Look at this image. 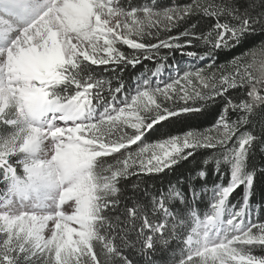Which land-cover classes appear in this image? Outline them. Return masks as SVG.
<instances>
[{
  "label": "snow or ice",
  "instance_id": "1",
  "mask_svg": "<svg viewBox=\"0 0 264 264\" xmlns=\"http://www.w3.org/2000/svg\"><path fill=\"white\" fill-rule=\"evenodd\" d=\"M194 15L215 22L207 32L196 31L197 21L160 37ZM258 35H264V0L165 7L157 0L140 6L130 0H0V264H133L126 254L132 250L156 264L152 257L174 242L182 247L173 264H264V221L253 219L252 203L258 185L264 192V163L256 162L257 146L264 153V40L220 66L231 71L189 70L163 87L144 77L119 104L123 82L113 87L94 71L166 60L161 48L196 41L206 50L184 54L210 59L211 68L218 50ZM162 67L147 71L156 77ZM230 89L243 95L233 100L225 95ZM217 97L225 103L215 136L162 130V138L143 144L156 125L196 118ZM137 142L142 146L132 151ZM199 148L216 152L202 160L197 178H207L209 165L221 181L229 177L213 186L203 215L197 208L203 193L192 184L155 192L141 191L139 182L130 192L123 186ZM241 187L233 203L230 196ZM176 202L183 207L174 209Z\"/></svg>",
  "mask_w": 264,
  "mask_h": 264
},
{
  "label": "trees",
  "instance_id": "2",
  "mask_svg": "<svg viewBox=\"0 0 264 264\" xmlns=\"http://www.w3.org/2000/svg\"><path fill=\"white\" fill-rule=\"evenodd\" d=\"M130 2L134 6H140L147 2V0H130ZM192 0H157V3L162 6H169L173 3H179L181 5L191 3ZM219 2V0H218ZM243 2V0H242ZM199 21L198 27L196 31L200 32H207L209 27L215 22L214 19H206L202 18L200 15H194L189 21L182 22L177 28H174L170 33H160L161 38H166L168 35L176 36L185 28L189 27L191 23H196ZM264 40V35H258L255 37L246 38L244 44L241 46H237L232 48L231 50H218L215 54V63L211 68H209V64L212 63L210 59H197L188 57L184 53L187 51H196V52H203L206 50V46L201 44L199 41L194 42L193 47H185L183 49H167L161 48L160 49V56H166V60H159L157 57L154 61L142 60L141 63L132 66H121L122 71L117 70L116 72L111 71L112 66H94V71L97 75L104 77L105 79H111L112 86L116 87L122 81L124 84V89L119 96V100H123L125 96H128L131 88L135 84L138 78L141 76L149 77L151 75L150 71L147 69H154L156 64L159 63L164 67H170L176 64H182L185 60H192L193 62H198L200 67L206 70L208 73L216 72L219 75L220 71H231V68H224L221 69V65H227L228 62L234 57L238 56L241 52L245 51L247 48H251L253 46L258 45V43ZM151 42H157L152 40ZM181 43H183V38L181 39ZM198 45V46H195ZM121 50L124 51L126 54H133L134 50L129 49L127 46L122 45L120 46ZM139 55V53H136ZM106 68L108 70H106ZM228 97H231L233 100H237L243 95V91L240 89H230L228 93L225 94ZM192 103V101H189ZM197 105H199L200 101H196ZM225 100L224 98L217 97L214 103L209 102L206 111L199 115L196 118L191 120L185 121L183 123H176V124H164L163 128L161 125H156L155 130L150 131L145 134L143 139L144 143H151L155 142L156 140L162 138L161 131H168L171 134H183L185 131L193 130L198 132H205L215 128L216 121L224 107ZM231 118L235 119V114L230 113ZM141 142H137V145L131 146V150H137L138 146ZM123 151V150H122ZM257 157L256 162L257 164L264 163V153H261L259 150V146H257ZM216 152V149L212 148H199L195 150L194 155L189 157L187 160H182L176 165H173L171 168H166L161 173H143L140 174L139 177L133 176L127 181L123 182V186L125 189L130 192L131 185L134 183L139 182L140 189L143 191L145 188H148L151 192H155L158 190H166L169 185H176L182 189H186L189 184L194 185L198 191L202 192V197L197 201V208L198 211L203 215L205 211H209V205L212 200V188L215 184L218 183H226L229 179L228 176L223 177V181L218 174H216L213 165H209L207 168V178L206 179H199L196 177V172L202 167V160L205 157L213 155ZM118 154H114L113 157L106 158L108 162H112L113 159ZM19 170V169H18ZM0 179H2V171H0ZM5 185L0 183V190H3ZM242 187L237 189L231 196L230 199L233 203H236L240 200L242 195ZM253 219L264 221V192L261 191V186H257L256 194L253 199ZM183 206L179 204V202L174 203L173 208L179 209ZM182 245L179 242H174L170 249L163 254L157 253L152 257L156 264H173L174 259H179L180 248ZM174 253V255H173ZM129 256V259L133 261V264H145V259L141 256L138 251L132 250L127 251L126 253ZM257 254H260L259 251Z\"/></svg>",
  "mask_w": 264,
  "mask_h": 264
},
{
  "label": "rangeland",
  "instance_id": "3",
  "mask_svg": "<svg viewBox=\"0 0 264 264\" xmlns=\"http://www.w3.org/2000/svg\"><path fill=\"white\" fill-rule=\"evenodd\" d=\"M160 6V5H159ZM162 7V6H161ZM122 46V45H121ZM197 69H202L200 67V65L198 64V62H193L192 60H185L182 62V64H176V65H172L170 67H162L160 73L158 74V76L156 77H152L151 75L149 76L151 78V82H152V86L156 87V86H160L163 87L166 83H170L172 80L177 79L179 76L183 75V72L185 71H189V70H197ZM205 74H209L206 70H205ZM144 77L147 76H141L140 78L137 79V81L135 82V84L133 85V87L131 88L128 96H131L132 94L135 93L138 83L142 82V79ZM181 84H184V81H181ZM179 87V86H178ZM189 90L191 91L193 89V85H188ZM196 90H201L200 86L198 84L195 85ZM207 91V90H205ZM121 100H118L117 103L119 104ZM128 131H131V129H129ZM203 133H207L209 135L215 136L216 132L213 129L205 131ZM147 144V143H144ZM139 146H142V144H140ZM136 151V150H135Z\"/></svg>",
  "mask_w": 264,
  "mask_h": 264
}]
</instances>
